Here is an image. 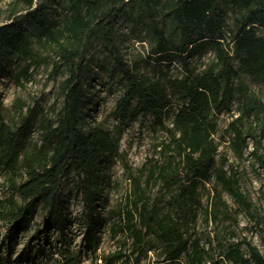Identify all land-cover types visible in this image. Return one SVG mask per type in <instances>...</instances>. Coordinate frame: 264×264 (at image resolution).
Listing matches in <instances>:
<instances>
[{
  "label": "trees",
  "instance_id": "obj_1",
  "mask_svg": "<svg viewBox=\"0 0 264 264\" xmlns=\"http://www.w3.org/2000/svg\"><path fill=\"white\" fill-rule=\"evenodd\" d=\"M161 1L14 0L13 12L7 21L0 22V69L24 63L27 71L44 61L35 50V43L39 42L52 50V60H48L52 76L63 67L67 72L60 85L62 106L55 118L43 116L38 120L42 142L34 149H25L24 137L36 116L29 112L13 128L0 111V167L7 172L19 197L0 199V221L6 228L0 243V264H13L2 255L1 248L11 247L15 234L33 218L37 202L44 208L42 229L65 231L68 217L62 208L61 185L63 177L71 172L78 176L77 186L84 203L87 245L91 250L97 248L103 222L96 213L105 185L103 169L118 154L128 121L148 115L166 131V146L175 152L153 166L147 180L149 187L158 182L172 191L169 210L157 215L151 196L140 188L115 229L132 238L134 250L141 249L147 239L154 242L148 250L162 258L152 264H264V253L246 238L204 243L195 236L202 211L210 220L231 217L223 192L252 213V204L238 188L237 179L217 167L219 144L214 138V116L226 107L241 74L264 78V0H170L169 32L157 19ZM124 5L148 18V29L155 42L152 53L158 60L171 62L181 58L186 62V57L196 53L208 49L214 52L215 60L203 72L189 73L172 82L180 102L176 109L158 82L141 75L137 65L132 66L123 58L115 38V24ZM93 37L112 58L123 88L115 110L119 119L116 133L83 124L82 109L92 99L86 78L93 70L87 58ZM171 114L173 125L168 126L166 120ZM245 116L257 119L264 139V101L245 95L236 121ZM234 141L240 151L247 144L242 129L235 128ZM261 162L264 167V157ZM211 182L213 194L204 207L200 189ZM75 260L74 255L68 254L66 264H74Z\"/></svg>",
  "mask_w": 264,
  "mask_h": 264
},
{
  "label": "rangeland",
  "instance_id": "obj_2",
  "mask_svg": "<svg viewBox=\"0 0 264 264\" xmlns=\"http://www.w3.org/2000/svg\"><path fill=\"white\" fill-rule=\"evenodd\" d=\"M169 5L170 0H162L157 9V19L163 22L168 32L171 28ZM13 8L14 0H0V22L7 21ZM19 14L22 17V11ZM228 22L232 27L231 13ZM115 38L124 60L132 66L137 65L141 75L152 82H158L174 104V109L180 102L172 82L189 73L203 72L215 60L211 49L186 57V62L181 58L171 62L158 60L152 53L155 42L148 29V18L130 5H124L116 20ZM35 50L44 61L35 63L27 71L24 63L0 69V111L5 121L17 128L29 112L36 116L24 137L26 150L41 144L38 120L43 116L55 118L63 101L60 85L67 77L65 67L52 76V64L48 60H52L53 53L49 45L37 42ZM87 53L93 68L86 78L92 99L82 109L83 124L101 126L116 133L119 124L115 114L116 104L123 93L119 73L97 38H91ZM234 64L238 67L237 60ZM245 95H254L264 101V78L254 79L241 74L226 107L214 116L217 122L214 138L219 144L217 167L237 179L238 188L252 204V213L245 211L227 192H223L231 217L220 216L217 221L210 220L202 211L195 236L204 243L213 239L238 242L246 238L264 253V167L261 162L264 157V139L260 136L256 118L245 116L236 121ZM172 121L173 114L166 120L167 125L172 126ZM235 128L242 129L246 135L247 144L241 151L234 144ZM168 141L166 131L155 122L153 116H140L135 121H128L120 139L118 154L103 169L105 185L96 210L103 222L95 250L88 247L85 239L84 203L77 186L78 176L71 172L63 177L61 185L62 208L68 217L65 231L62 233L50 227L42 229L44 208L37 202L32 210L33 218L28 221L25 229H19L15 234L11 247L1 248L2 255L9 257L13 264H66L68 254L75 256L74 264H152L161 260L158 253L148 250L154 242L147 239L141 249L134 250L132 238L115 229L114 225L119 222L123 211L140 188L151 196L157 215L169 210L168 200L172 191L158 182L151 187L147 185L151 168L175 154L171 147L166 146ZM213 184L205 183L200 189L204 207L210 203ZM12 197L19 200L7 172L1 166L0 199ZM5 234V224L0 221V243ZM110 259H114V262L110 263Z\"/></svg>",
  "mask_w": 264,
  "mask_h": 264
}]
</instances>
